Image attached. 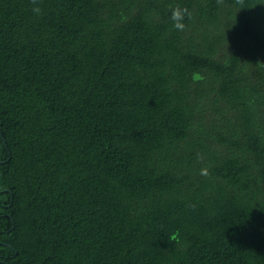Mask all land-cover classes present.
Masks as SVG:
<instances>
[{
	"label": "trees",
	"instance_id": "16d2710c",
	"mask_svg": "<svg viewBox=\"0 0 264 264\" xmlns=\"http://www.w3.org/2000/svg\"><path fill=\"white\" fill-rule=\"evenodd\" d=\"M38 5L0 0V264H264V0Z\"/></svg>",
	"mask_w": 264,
	"mask_h": 264
},
{
	"label": "clouds",
	"instance_id": "9594fccd",
	"mask_svg": "<svg viewBox=\"0 0 264 264\" xmlns=\"http://www.w3.org/2000/svg\"><path fill=\"white\" fill-rule=\"evenodd\" d=\"M32 4V11L39 15L41 13V8L38 5V0H30ZM192 13L189 11L187 7H181L179 5H176L171 8L170 11V17L169 19L172 22V28L175 29L177 32H183L186 30L187 25L185 23L186 19H191ZM197 158L202 159L203 157L201 154L197 153ZM199 174L202 176L208 175L207 168H201L199 170Z\"/></svg>",
	"mask_w": 264,
	"mask_h": 264
}]
</instances>
